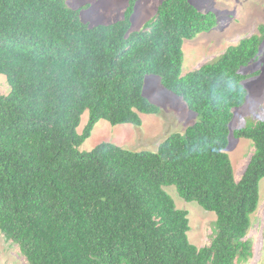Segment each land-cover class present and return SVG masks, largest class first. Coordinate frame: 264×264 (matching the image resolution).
Instances as JSON below:
<instances>
[{"label": "trees", "instance_id": "obj_1", "mask_svg": "<svg viewBox=\"0 0 264 264\" xmlns=\"http://www.w3.org/2000/svg\"><path fill=\"white\" fill-rule=\"evenodd\" d=\"M137 0L122 18L89 26L65 0H0V232L26 264H237L264 177V120L234 131L254 153L238 181L226 148L233 110L244 105L240 69L256 60L264 25L215 60L182 75L184 40L210 32L212 12L162 0L130 32ZM264 2V0H263ZM160 85L197 116L156 151L101 143L78 148L94 125H141L160 109L143 95ZM88 121L77 132L81 116ZM215 214L204 247L187 237L188 212L165 191Z\"/></svg>", "mask_w": 264, "mask_h": 264}, {"label": "rangeland", "instance_id": "obj_2", "mask_svg": "<svg viewBox=\"0 0 264 264\" xmlns=\"http://www.w3.org/2000/svg\"><path fill=\"white\" fill-rule=\"evenodd\" d=\"M162 0H137L131 18L130 32L139 31L156 12ZM200 11L212 12L216 26L208 33H201L184 40L182 75L201 65L217 59L227 47L255 34L259 25H264L263 0H187ZM68 7L80 10L81 20L89 26L114 23L122 18L128 0H65ZM257 75L247 78L243 86L247 98L243 106L233 110L229 125L228 146L234 178L238 181L243 174L254 146L250 140L235 138V130L264 120V41L256 60L240 69L242 75ZM9 93L5 76L0 74V94ZM143 95L160 109L158 114H141V125H111L98 121L90 136L80 145V152H88L101 143H111L130 151H156L158 145L172 133H183L187 126L197 121L194 112L186 109L180 98L160 85L159 77L148 75L144 79ZM88 121V112L81 116L77 128L82 133ZM165 191L173 199L176 208L188 212V240L196 247H204L213 236L215 214L204 211L194 202L180 199L174 187ZM259 205L250 216L251 225L246 239L251 241L252 255L248 261L237 264H264V177L259 182ZM0 264H26L19 248L6 241L0 232Z\"/></svg>", "mask_w": 264, "mask_h": 264}]
</instances>
